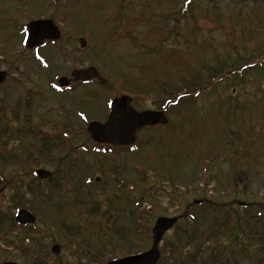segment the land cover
Masks as SVG:
<instances>
[{
	"label": "rangeland",
	"instance_id": "1",
	"mask_svg": "<svg viewBox=\"0 0 264 264\" xmlns=\"http://www.w3.org/2000/svg\"><path fill=\"white\" fill-rule=\"evenodd\" d=\"M148 1L151 8L138 0H0V70L10 74L0 88V119L17 120L15 111L21 123L9 122L23 128L0 130V209L14 213L9 200L17 181L29 205L43 211L41 240L62 245V262L105 264L101 260L150 250L157 218L180 216L198 201L166 234L160 264H264V0H197L185 14L184 0ZM53 14L62 37L38 56L23 47L22 24ZM90 65L107 83L57 88L59 77L71 79L74 69ZM187 69L198 73L184 85L179 79ZM158 85H168L163 94L172 101L197 95L194 104L183 98L169 104L175 130L165 133L171 136L163 144L153 147L156 128L141 131L142 144L131 152L84 147L82 118L103 120L119 93L136 98L139 111L160 109L149 96L162 92ZM40 133L52 138L42 140ZM63 134L71 135L64 141ZM175 155L177 161L169 159ZM34 158L53 172L51 162L61 159V170L52 181L33 182ZM62 222L65 231H58ZM8 237L0 229V256L18 261L19 245L7 247ZM110 239L115 245L94 259L101 250L95 243ZM169 242L172 254L164 250Z\"/></svg>",
	"mask_w": 264,
	"mask_h": 264
},
{
	"label": "water",
	"instance_id": "2",
	"mask_svg": "<svg viewBox=\"0 0 264 264\" xmlns=\"http://www.w3.org/2000/svg\"><path fill=\"white\" fill-rule=\"evenodd\" d=\"M30 47L42 44L45 39L57 40L60 37V31L51 20L32 21L28 24ZM81 47L86 46L84 38L80 39ZM76 81H88L100 79L96 67L90 66L84 69L74 70L72 73ZM6 78V73L0 71V83ZM60 84H68L67 78H60ZM132 98L130 96L117 97L111 104V113L105 124L92 122L88 131L93 141L98 143L111 144L113 146H131L137 141V133L147 126L158 124H167L168 119L163 111H143L138 112L131 106ZM35 175L39 178L51 176L49 171L37 170ZM17 221L23 224L34 223L35 217L26 210H20L17 215ZM177 222V218L160 217L157 219L153 228V243L151 250L135 256L112 261L108 264H156L160 253L159 244L165 233L170 230ZM53 252L59 254L60 247H53ZM15 264V263H5Z\"/></svg>",
	"mask_w": 264,
	"mask_h": 264
},
{
	"label": "flooded vegetation",
	"instance_id": "3",
	"mask_svg": "<svg viewBox=\"0 0 264 264\" xmlns=\"http://www.w3.org/2000/svg\"><path fill=\"white\" fill-rule=\"evenodd\" d=\"M10 24V22L8 21ZM24 30L23 36L27 34L25 27V24H22ZM54 41L52 40H47L43 42L41 46L34 47L32 49L26 47L29 51L32 53H38L40 49H46V47H50L54 45ZM84 84L83 82H77L73 83L72 81L70 82V85L66 88L67 90H72L75 88L76 85H81ZM107 116L101 120V122H105ZM86 133V131H85ZM35 135V134H34ZM46 140H49V138H46ZM88 147L90 145H87ZM85 146V148L87 147ZM112 149L110 146H105V145H100V147H96L97 151H101L102 149ZM91 180V179H90ZM25 183V182H24ZM23 183V184H24ZM25 194L22 190H19L18 192H15L13 196H11V199L9 200L10 202V210H13L14 213L11 211L9 214L3 212L0 210V229H3L8 235L7 241H4V243L7 245V247H18L20 249L19 253V259L18 261H15L13 258L8 257L7 255L2 254L0 256V264L9 262V263H16V264H45L43 263V260L41 258V255L39 253V250L43 244V241L41 240V237H39V232L38 230L40 229L39 224H32V225H26L22 224L16 221V214L17 212L25 208ZM37 218L38 216L35 215ZM82 228V226H81ZM17 231V232H16ZM25 231H29L28 233H25ZM18 232H21V235L17 234ZM32 233V234H31ZM12 234H14L12 236ZM13 237V239H12ZM53 256H48V260H52ZM46 264H63L62 262H52L49 263L47 262ZM73 264V263H70Z\"/></svg>",
	"mask_w": 264,
	"mask_h": 264
},
{
	"label": "trees",
	"instance_id": "4",
	"mask_svg": "<svg viewBox=\"0 0 264 264\" xmlns=\"http://www.w3.org/2000/svg\"><path fill=\"white\" fill-rule=\"evenodd\" d=\"M122 2H124L125 0H121ZM163 1H165V0H158V2H163ZM194 1H197V0H184L183 2H184V5L186 6V8L185 9H183V10H181V14H185V13H187V12H189V7H196V3L194 2ZM138 2H140V4H144L147 8H151V5H152V1H148V0H138ZM212 6H216V4H214V5H212ZM154 7L152 8V13H150V14H153V15H155V14H157L158 12H156V11H154ZM112 19H113V17H112ZM172 31H174V28H172ZM185 42H186V40H185ZM258 64H256V66H257ZM260 65H262L263 67H264V63H261L260 62ZM246 67H247V65L246 66H243V67H241L240 69L242 70V69H246ZM263 72H264V68H263ZM197 73H198V71H190L189 69H187L184 73H182L181 74V76H180V83L181 84H184V85H186L187 83H188V81L189 80H191L190 78H194V77H197ZM174 81V80H173ZM185 81H186V83H185ZM168 85H158V86H156V88L157 87H159V89L162 91V92H160L159 90H158V92H154V90H151V91H149L150 92V95L149 96H152V97H156L157 98V100L155 101L156 103H155V106H156V108H165V109H168L167 107L169 106V104H171L173 101H175V100H177V98L175 99V100H171V99H165L164 98V94H163V90L164 89H166V87H167ZM187 93V92H186ZM140 94V93H139ZM137 95V96H140V95ZM188 94L189 93H187V96H184V98H183V102H184V104L186 103V104H194V97H196V96H194V95H191V96H188ZM194 96V97H193ZM183 97V96H182ZM182 97H180V99L182 98ZM137 99H139V97H137ZM160 101H162V102H160ZM232 109V108H231ZM159 129L160 130V135H152V140L154 139V141L156 140V138H159V142L161 141L162 142V144H163V140L165 139V138H167V137H169V136H166L165 135V133H167V132H169V129L170 130H175V122L173 121V120H170V123L168 124V125H166V126H157V127H154V128H149L151 131L152 130H154V129ZM178 131V132H177ZM176 132L177 133H179V130H176ZM180 132H183L182 130L180 131ZM172 133H174L173 131H172ZM174 134H176V133H174ZM171 136V135H170ZM178 137L181 139V135L180 134H178ZM148 141L149 140H147L146 141V143H148ZM141 144V143H140ZM162 146V145H161ZM179 154H180V152H179ZM176 158V161H177V155H175V156H173V157H169V159H171V160H173V158ZM162 159V156L160 155L159 156V158H158V160H161ZM158 165H160V164H158ZM165 169L166 170V168L165 167H162V166H159V169H160V171L162 170V169ZM188 177H186L185 179H186V181L185 182H187V180H189L190 182H192V181H194L195 179H193V178H190V179H187ZM128 201H130V202H132L133 200H132V197L131 198H128L127 199ZM198 206V201H195L194 203H188V206H187V211L184 213V214H182L181 216H180V218H189L190 217V210L192 209V208H195V207H197ZM138 220H141V218L140 219H138ZM139 224H142V221H139ZM177 227H179V224L176 226V228ZM149 229H150V227H149ZM148 229V230H149ZM237 234V236H239V234L238 233H236ZM143 242V241H142ZM173 246V244L171 243V242H169L168 244H166L165 245V248H164V250L166 251V250H168V249H170L171 250V247ZM142 250L140 249H137V252H141ZM174 251L173 250H171V254L173 253ZM159 264H160V262H159Z\"/></svg>",
	"mask_w": 264,
	"mask_h": 264
}]
</instances>
